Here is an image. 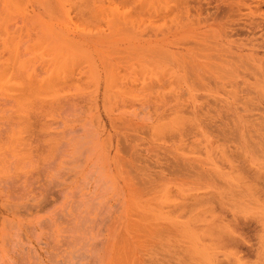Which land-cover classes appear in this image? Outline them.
I'll list each match as a JSON object with an SVG mask.
<instances>
[{
	"label": "rangeland",
	"instance_id": "obj_1",
	"mask_svg": "<svg viewBox=\"0 0 264 264\" xmlns=\"http://www.w3.org/2000/svg\"><path fill=\"white\" fill-rule=\"evenodd\" d=\"M0 264H264V0H0Z\"/></svg>",
	"mask_w": 264,
	"mask_h": 264
}]
</instances>
